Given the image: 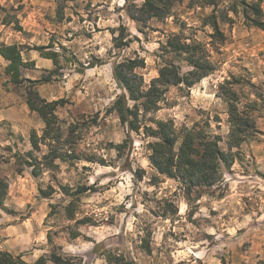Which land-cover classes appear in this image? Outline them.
Segmentation results:
<instances>
[{
    "label": "rangeland",
    "instance_id": "374dc122",
    "mask_svg": "<svg viewBox=\"0 0 264 264\" xmlns=\"http://www.w3.org/2000/svg\"><path fill=\"white\" fill-rule=\"evenodd\" d=\"M218 9H227L235 0H215ZM144 0H70L59 13L57 0H0V47L17 45L22 50L23 65L19 82L0 70V90L20 104L17 126L0 122V161L8 179V196L0 208V249L27 262L47 257L51 245L47 235L63 252L83 258V264H107L105 251L120 250L137 264H264V30L248 27L241 14L230 16L232 24H221L226 40L213 48L209 43L211 27L202 26V18L212 7H176L175 16L153 19L146 26L131 19ZM264 10V3L262 5ZM188 27L184 34L206 44L216 64L214 73L192 88L171 87L162 108L153 116L174 120L176 126L192 127L210 123V133L220 135L227 150L230 133L229 105L225 91L238 96L239 111L249 112L256 122V133L239 149L234 164L223 167V180L210 188L193 192L187 204L179 183L157 173L152 167L148 144L154 141L143 131L132 132V144L121 157L113 148L127 138V128L116 114H107L121 89L113 76L112 63L137 57L145 60L138 72L145 83L158 76L164 65L162 44L168 36L181 32V22ZM127 43L117 48L114 37L121 35ZM60 54L56 67L48 66L37 47ZM168 57V56H167ZM168 60L169 57H168ZM103 63L95 67L91 63ZM184 71L188 67L183 64ZM51 77L49 83H36ZM31 88L47 102L63 101L57 114L69 125L79 123L83 131L80 149L105 160V165L81 161L75 166L61 165L35 178L25 166L18 173L19 162L32 150L30 135L39 136L45 127L27 103ZM26 110L22 111V105ZM96 120L93 125L92 121ZM89 125H92L91 127ZM89 126V127H88ZM41 157L47 147L41 146ZM21 162V163H22ZM143 169L142 180L133 173ZM79 185L90 190L77 201L76 220L89 219L90 224L69 221L63 211L70 200L58 187ZM58 189L50 198L41 195L49 185ZM172 200L178 214H172L165 200ZM51 205L59 213L50 216ZM168 213V217L163 215ZM24 226L18 233L9 226ZM81 233L77 239L70 232ZM11 231V230H10ZM16 231V232H14ZM5 233V234H4ZM146 238L152 253L140 249Z\"/></svg>",
    "mask_w": 264,
    "mask_h": 264
},
{
    "label": "trees",
    "instance_id": "16d2710c",
    "mask_svg": "<svg viewBox=\"0 0 264 264\" xmlns=\"http://www.w3.org/2000/svg\"><path fill=\"white\" fill-rule=\"evenodd\" d=\"M70 0H57L59 3V13L64 9V3ZM188 3L189 8L212 7L210 15L202 18L203 27H211L210 45L216 48L226 40L225 33L221 30V24H232L234 19L230 16L232 12L235 16L241 14L244 24L264 30V0H235L233 5L227 9H218L215 0H144L134 13L131 19L139 24H146L153 20H163L175 16L176 7L180 4ZM181 32L168 36L167 41L162 44L163 63L159 68L158 76L153 78L147 85L144 76L138 72L145 67V60L137 57L135 59H124L112 63V71L121 94L115 99L107 114H116L127 128V138L124 142L113 144V148L121 157L123 151L132 144L131 133L143 131L154 141L148 144L150 150L149 160L157 173L179 183L180 189L190 206L193 201V192L200 188H210L223 180V167L230 168L236 159L237 153L234 149H239L251 136L256 133V122L249 112L239 111L238 96L233 90L225 91L222 96L229 105L230 133L227 141V150L223 149V141L220 135L210 133V123H196L192 127L183 126L178 128L174 120H160L153 115L157 113L166 101V95L171 87L185 86L192 88L194 85L208 77L216 70V64L211 59V53L206 44L193 37H187L184 32L188 27L185 22H181ZM127 28H121V35L114 37L117 48L127 45L124 41ZM47 47H37L42 56L51 59L56 67L60 64V54L45 51ZM0 56L9 61L6 73L11 74L12 81L19 82V68L23 65L22 50L17 45H3L0 47ZM170 60H168V57ZM103 64L101 62L90 64L95 67ZM183 64L188 67L184 71ZM51 77L36 80V83H49ZM26 103L31 112L39 115L45 124L41 136L33 130L30 135L32 150L26 153L24 161L19 162L18 173L22 174L24 167L31 169L33 177L37 178L45 171L56 173L61 169L62 164L75 166L81 161L99 163L105 165L104 159H99L96 155L83 152L80 143L83 139V131L80 124L69 125L67 133L64 131V124L57 109L63 106V101L47 102L38 91L29 88L27 90ZM96 120L92 121L93 125ZM90 127L92 125H89ZM88 126V127H89ZM41 146L47 147L46 153L41 157ZM2 162L0 161V208L8 196L9 183L7 177L2 173ZM144 170L139 169L133 173L135 180L140 181L144 177ZM59 190L70 200L63 206L65 216L69 221H76L77 224H90L89 219L76 220L78 211L77 201L80 196L90 189L86 185H79L73 192L70 186L58 183ZM44 198H50L58 189L54 185H49L46 189H41ZM170 207H174L172 214H178V209L172 200H165ZM57 206L51 205L53 216L57 211ZM168 217V213L163 215ZM71 238L77 239L81 233L71 230ZM47 239L52 249L47 257H41L36 262L30 263L23 259L22 255L15 256L0 249V264H83V258L63 252L61 246L54 243L53 234L48 233ZM140 249L151 254L152 249L146 238L142 240ZM107 264H137L135 259L120 250H107L104 253ZM223 264L226 262L223 260Z\"/></svg>",
    "mask_w": 264,
    "mask_h": 264
},
{
    "label": "crops",
    "instance_id": "0c3cea01",
    "mask_svg": "<svg viewBox=\"0 0 264 264\" xmlns=\"http://www.w3.org/2000/svg\"><path fill=\"white\" fill-rule=\"evenodd\" d=\"M3 26L0 27V33L3 31ZM0 41H2V39H0ZM44 61V65L48 66L49 64V60L48 59H43ZM7 61L0 56V70H3L2 67L4 68L7 65ZM9 98V102L6 103V95L2 93V91L0 90V122H7L12 124V127H15L18 125V121H17V117L19 115V108H20V104H18V102L15 100L14 102H12L11 96L8 97ZM26 107L23 104L22 105V111H25ZM13 228H20L18 230H16L18 233L23 232L24 226H20V227H14V226H9L8 228L4 229L3 232H13L12 229ZM11 230V231H10ZM14 231V232H16ZM5 234V233H4Z\"/></svg>",
    "mask_w": 264,
    "mask_h": 264
}]
</instances>
